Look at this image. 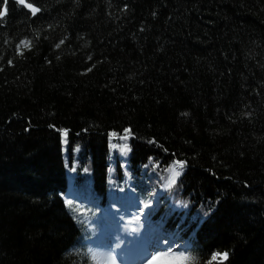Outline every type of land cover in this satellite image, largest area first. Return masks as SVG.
Masks as SVG:
<instances>
[{"label": "trees", "instance_id": "1", "mask_svg": "<svg viewBox=\"0 0 264 264\" xmlns=\"http://www.w3.org/2000/svg\"><path fill=\"white\" fill-rule=\"evenodd\" d=\"M29 2L0 20V264H92L144 204L188 264H264V0Z\"/></svg>", "mask_w": 264, "mask_h": 264}, {"label": "snow or ice", "instance_id": "2", "mask_svg": "<svg viewBox=\"0 0 264 264\" xmlns=\"http://www.w3.org/2000/svg\"><path fill=\"white\" fill-rule=\"evenodd\" d=\"M14 4L19 6L20 8L27 10V12L32 16V17H36L37 14L42 12L41 7L37 6L36 4L29 2V0H14ZM8 15V0H3V7L0 8V20L4 19L6 16ZM61 43H63V41H61ZM22 46H27L29 50H31V43L28 40H24L22 41ZM59 44L56 45L57 48H59ZM19 51V50H18ZM19 55L23 56L24 52L23 51H19ZM12 61H9V64H11ZM88 71H92L91 68L88 69ZM55 127V126H52ZM30 130V129H29ZM57 131L62 133L63 139L65 142H67V138L69 135V130L67 129H57ZM85 131H87L85 129ZM109 137L113 138V139H119V140H123V141H130L132 139H134V133L133 130L131 129V127L125 128L123 129V134L121 135V133L112 130L109 132ZM152 143H155V140L151 141ZM149 160H153V157H149ZM157 167L159 165H156ZM147 167V165H146ZM187 167V161L186 160H180V159H175L168 167L167 170L169 171V173H172V175L170 176V181L171 183L174 185L180 178V176L183 175V170ZM72 171L75 173L76 172V168L73 167ZM83 174L87 175L88 174V170L84 169L83 170ZM182 183V181H181ZM110 194L115 198V199H119V200H124V197H118L115 195L114 192H111ZM119 192H124V188L120 187L118 189ZM131 192L133 194L136 193V188L132 187L131 188ZM92 194V193H90ZM73 201L71 199H69L68 201H66V204H71ZM129 204L133 205L134 202L129 199ZM115 206V205H113ZM143 208H152V205L150 204H144L143 207L141 209H139V214L142 215L143 214ZM177 211H179V209H176ZM117 212H119V209H117ZM154 214L153 211H149L148 216H152ZM124 219L123 216H120V220L122 221ZM198 218L197 217H193V222H196ZM200 222L202 223L203 220H200ZM166 223V218H161V220L158 222V224L156 225V227L153 229V234L155 236V239L153 241H151L152 243H155L157 245L155 251L152 253L151 255V259L147 260V264H156L157 261L161 260V259H167L173 262H179V264H188V255H187V250H181L179 252L175 251V249L177 247H179V243H178V236H179V225L177 226V231L175 233L173 232H165L164 230V224ZM181 223H183V220H181ZM190 226V225H189ZM135 231V230H133ZM160 244H165L167 245V247H159ZM121 248V244L119 242H117L115 244V248L113 249L112 253H110L111 256V264H117L116 262V255L114 254L116 252V250ZM228 252L225 251L223 253L220 252H214L212 253V259L209 262V264H223L224 261H227L228 259ZM92 264H95V261H92Z\"/></svg>", "mask_w": 264, "mask_h": 264}, {"label": "rangeland", "instance_id": "3", "mask_svg": "<svg viewBox=\"0 0 264 264\" xmlns=\"http://www.w3.org/2000/svg\"><path fill=\"white\" fill-rule=\"evenodd\" d=\"M140 216L142 217L143 214ZM143 221L144 220L142 219V222ZM120 229H121V234L126 235L127 241H129L131 236L136 232L132 223L126 224ZM133 230H135V231H133ZM115 232H118V229H113L112 227H110V231L107 232V236H105L103 241L100 240V241L95 243L98 246L94 250V256L93 257L98 264H111L110 253H112L113 249L115 248V244L117 243L116 242L117 238L115 237ZM153 240L154 239L151 238V241H153ZM101 244H104L105 247L102 246ZM148 245H149L150 250H153L154 248L156 249V247H157V245L155 243L148 244ZM159 247H160V245H159ZM135 249H136V244L132 248L126 250L127 253H129L128 251H130L129 254H126V252L123 248V245H122L121 248L116 250V252L114 253L116 255L117 264H141V262L144 259H146L147 255L150 253V252H145V253L143 252L140 254L138 252H135Z\"/></svg>", "mask_w": 264, "mask_h": 264}]
</instances>
